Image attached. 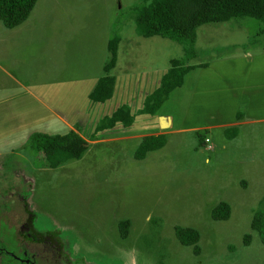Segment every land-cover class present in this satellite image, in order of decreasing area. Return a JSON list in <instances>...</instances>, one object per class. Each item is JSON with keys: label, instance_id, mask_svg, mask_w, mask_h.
I'll return each mask as SVG.
<instances>
[{"label": "rangeland", "instance_id": "1", "mask_svg": "<svg viewBox=\"0 0 264 264\" xmlns=\"http://www.w3.org/2000/svg\"><path fill=\"white\" fill-rule=\"evenodd\" d=\"M144 6L38 0L20 27L0 22V171L7 167L17 184L34 188V205L84 264H263L251 222L264 200V24L243 19L198 29L196 59L186 66L206 67L190 71L157 111L174 116L175 131L162 149L141 157L138 141L111 138L153 133L156 115L142 113L146 98L170 61L184 58L177 42L137 35L135 16ZM114 37L116 90L98 106L80 83L105 76ZM122 106L133 125L110 129V142L92 143L81 160L50 169L30 149L36 133H66L52 128L55 115L70 121L76 112V129L102 139L94 125ZM228 125L237 129L235 138L225 135ZM199 137L211 149L199 147ZM222 202L231 217L214 221ZM122 221L131 224L127 239ZM176 228L200 233L199 255L179 243Z\"/></svg>", "mask_w": 264, "mask_h": 264}, {"label": "trees", "instance_id": "2", "mask_svg": "<svg viewBox=\"0 0 264 264\" xmlns=\"http://www.w3.org/2000/svg\"><path fill=\"white\" fill-rule=\"evenodd\" d=\"M145 6L135 16L136 33L148 39L160 37L184 46V58L173 59L171 67L163 75L160 86L145 101L144 114L156 115L169 96L184 85L187 74L195 69L186 66L187 61L196 58L195 44L198 29L203 25L221 24L234 20L255 19L264 24V0H141ZM38 0H0V22L8 30L24 24L37 5ZM262 33V30L259 31ZM120 38L114 37L108 43L109 60L104 67L105 76L100 78L89 96L93 104L110 101L115 93L117 79L110 76L118 61ZM134 123V116L129 107L118 108L109 117L103 118L95 133L113 129L117 125L129 127ZM228 138L237 136V129L226 132ZM200 147L206 146V140L199 137ZM166 145L165 135L146 136L142 139L136 156L145 157ZM89 144L78 133L70 131L65 135L36 133L31 137L30 149L44 157L46 167L57 169L72 160H81ZM231 217V207L227 203L218 204L212 211L214 221H227ZM131 224L119 223L123 239L128 238ZM253 231L259 234L264 247V200L263 207L254 214L251 222ZM175 235L182 246L193 247L196 255L200 254L198 243L201 235L197 230L176 228ZM251 235L245 236L246 245H250ZM264 264V262H263Z\"/></svg>", "mask_w": 264, "mask_h": 264}, {"label": "flooded vegetation", "instance_id": "3", "mask_svg": "<svg viewBox=\"0 0 264 264\" xmlns=\"http://www.w3.org/2000/svg\"><path fill=\"white\" fill-rule=\"evenodd\" d=\"M33 193L7 167L0 171V264H84L34 205Z\"/></svg>", "mask_w": 264, "mask_h": 264}, {"label": "crops", "instance_id": "4", "mask_svg": "<svg viewBox=\"0 0 264 264\" xmlns=\"http://www.w3.org/2000/svg\"><path fill=\"white\" fill-rule=\"evenodd\" d=\"M129 51V49L128 50H126V53ZM196 59V58H195ZM173 60V59H172ZM171 60V61H172ZM170 61V62H171ZM119 63V59H118V61H117V64ZM128 65H130V66H126V69L128 68V70H130V69H132L133 71H135V69L133 68V64H131V62H128ZM117 66V65H116ZM195 67V69L196 68H203V67H206V65H195L194 66ZM116 68V67H115ZM143 68H145V69H148L149 67L147 66H145V67H143ZM158 70H161V69H158ZM168 70V69H167ZM167 70L164 72V74L167 72ZM105 74V73H104ZM163 72L161 71L160 72V75H159V77L157 78L158 79V81H159V84L157 85V81H156V83H155V87H154V89H153V91H152V93L156 90V89H158V87L160 86V83H161V79H162V77H163ZM100 80V78H98V79H92V81H86L85 83L84 82H81L80 83V90L81 91H84L87 95H88V98H89V96H90V94L92 93V91L95 89V87H96V85H97V83H98V81ZM148 84V82L147 81H144V82H142V85H147ZM145 88H146V86H145ZM152 93H150V94H152ZM149 96V95H148ZM147 96V97H148ZM108 103V102H107ZM98 106L99 105H105V103L104 104H97ZM95 108V106H93V109ZM99 111V110H98ZM155 116V115H154ZM78 115H77V112L76 113H72L68 118H69V120L70 121H67V119H65V118H63V117H61V116H57V115H55V117H54V122H53V126H52V128L53 129H55V130H60V131H65L66 133H59L60 135H65V134H67V133H69L70 131H74V132H76V133H78L86 142H88V144H89V146L92 144V143H95V142H110V137L109 136H105V135H108L109 133H110V129H108V130H105V131H103V132H101L105 137H101L102 139H96V141L95 140H92V138H90V139H88V138H86L85 137V135H83V133H81L80 131H78L77 129H76V126H78L79 124L77 123V120H78ZM106 117V116H105ZM105 117H101L102 119L103 118H105ZM161 117H164V118H168L169 119V124H170V127L169 128H167V129H163V128H161ZM238 118L239 119H241V116H238ZM100 122V121H99ZM99 122H98V124H99ZM98 124L97 125H94V127H93V130H96V127L98 126ZM152 126H153V128H154V131H153V133H150V134H132V135H130V134H128V135H124L123 137H120V138H111L113 141H118V140H124V141H138L139 142V145H140V143H141V141H142V139L144 138V137H146V136H152V135H165L166 136V134L169 132V131H175V118H174V116L172 115V114H167V115H165V114H156V116H155V122L152 124ZM232 128L230 125H228V128ZM229 129H227V131H228ZM226 131V132H227ZM198 132H200V131H198ZM226 132H225V135H226ZM206 140V139H205ZM199 142H200V140H199ZM200 144V143H199ZM209 145V144H208ZM200 147V146H199Z\"/></svg>", "mask_w": 264, "mask_h": 264}, {"label": "water", "instance_id": "5", "mask_svg": "<svg viewBox=\"0 0 264 264\" xmlns=\"http://www.w3.org/2000/svg\"><path fill=\"white\" fill-rule=\"evenodd\" d=\"M161 120V128H163V127H167V123H169V119L168 118H164V117H161L160 118ZM163 121H165V124L163 123ZM168 128V127H167ZM164 129V128H163Z\"/></svg>", "mask_w": 264, "mask_h": 264}, {"label": "built area", "instance_id": "6", "mask_svg": "<svg viewBox=\"0 0 264 264\" xmlns=\"http://www.w3.org/2000/svg\"><path fill=\"white\" fill-rule=\"evenodd\" d=\"M210 143V141L208 139H206V145L209 149H211V146H209L208 144Z\"/></svg>", "mask_w": 264, "mask_h": 264}, {"label": "bare ground", "instance_id": "7", "mask_svg": "<svg viewBox=\"0 0 264 264\" xmlns=\"http://www.w3.org/2000/svg\"><path fill=\"white\" fill-rule=\"evenodd\" d=\"M163 123L165 124V121H163ZM166 125H167L168 128L170 127V124L169 123H167Z\"/></svg>", "mask_w": 264, "mask_h": 264}]
</instances>
